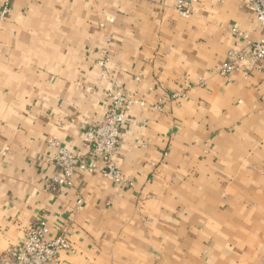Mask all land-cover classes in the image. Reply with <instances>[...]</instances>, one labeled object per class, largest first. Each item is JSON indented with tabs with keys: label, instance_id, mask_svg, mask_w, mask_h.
<instances>
[{
	"label": "crops",
	"instance_id": "crops-1",
	"mask_svg": "<svg viewBox=\"0 0 264 264\" xmlns=\"http://www.w3.org/2000/svg\"><path fill=\"white\" fill-rule=\"evenodd\" d=\"M177 1L11 2L0 264L43 220L71 246L51 264H264V60L217 72L245 47L232 29L264 33L240 0H200L189 17ZM115 85L144 102L128 109L114 157L125 182L79 172L55 189L49 140L90 161L85 128L104 120Z\"/></svg>",
	"mask_w": 264,
	"mask_h": 264
},
{
	"label": "built area",
	"instance_id": "built-area-1",
	"mask_svg": "<svg viewBox=\"0 0 264 264\" xmlns=\"http://www.w3.org/2000/svg\"><path fill=\"white\" fill-rule=\"evenodd\" d=\"M12 1H5L0 11L1 20L6 19L10 14ZM198 1L200 0H178L176 8L183 17H189L192 13V6ZM240 1L253 11L264 33V0ZM231 32L234 36L245 40L246 44L242 49L231 50L228 60L217 69L219 75L227 78L243 69L245 63L257 64L264 60V34L259 41H253L247 33L236 28ZM107 96L110 103L104 120L97 125L85 128L84 146L90 161L61 147L58 141L49 140V148L56 149V154L50 163L62 171L60 176L51 179L55 189L72 187L73 178L79 172L98 173L116 183L125 182L121 171L115 164L114 157L119 147L121 128L126 120L128 109L134 104L143 106L144 102L130 97L120 85L108 89ZM177 97L179 95L175 94L172 99ZM79 204H81L80 201ZM49 233L50 228L44 220L27 229L24 232L22 243L8 249L2 256L1 264H51L57 261L59 253L70 250L71 246L65 235H58L53 240H49Z\"/></svg>",
	"mask_w": 264,
	"mask_h": 264
}]
</instances>
